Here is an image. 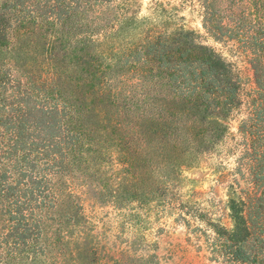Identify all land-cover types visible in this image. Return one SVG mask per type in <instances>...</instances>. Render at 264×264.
Here are the masks:
<instances>
[{"label": "trees", "instance_id": "obj_1", "mask_svg": "<svg viewBox=\"0 0 264 264\" xmlns=\"http://www.w3.org/2000/svg\"><path fill=\"white\" fill-rule=\"evenodd\" d=\"M246 1L255 8L251 21H264L257 0ZM231 8L240 24L247 23L249 15ZM205 10L204 26L214 38L235 36L232 25L218 24L216 13H209L207 5ZM157 25V19L141 15L138 0L2 4L0 55L5 47L6 65L15 69L2 73L0 67V130L6 127L5 134L10 130L12 137L0 135V152L11 144L9 148L18 153L10 160L12 169H4L10 176L9 259L18 258L16 250L29 227L42 232L48 217L56 214L60 170L87 160L89 150L116 148L125 159L128 183L135 188L141 182L142 163L153 162L168 173L162 184L171 185L185 154H200L226 137L227 121L242 105L239 79L212 48L198 43L193 32ZM257 47L264 51V39ZM252 63L257 88L241 132L249 135L246 125L255 121L261 136L257 149L264 154V53ZM6 83L11 90L7 96ZM92 117L106 123L99 138L89 121ZM258 176L263 189L257 202L264 204V174ZM232 203L236 227L232 233L246 238L235 256L250 262L246 245L257 222L263 227L262 208L254 204L258 218L253 219ZM216 231L226 234L222 228Z\"/></svg>", "mask_w": 264, "mask_h": 264}, {"label": "rangeland", "instance_id": "obj_2", "mask_svg": "<svg viewBox=\"0 0 264 264\" xmlns=\"http://www.w3.org/2000/svg\"><path fill=\"white\" fill-rule=\"evenodd\" d=\"M5 1L0 0V8ZM138 1L141 15L157 19L158 29L184 28L193 32L198 43L212 48L232 68L241 84L242 105L227 121L226 137L200 154L191 151L185 154L179 167L181 172L171 176V185L162 184L168 173L158 170L153 162L142 163L138 172L141 182L135 188L128 183L125 159L116 148L107 146L99 153L97 149L89 150L87 160L76 166L73 162L60 170L57 212L48 217L49 224L41 234L29 227L16 250L19 253L16 260L7 256L11 248L7 246L11 241V223L7 222L6 202L10 176L4 169L8 166L12 169L10 160L18 153L6 142L10 146L0 152V255L3 257L0 264H264V206L257 202L263 189L258 175L264 174V154L257 149L261 136L254 127L255 121L246 125L249 135L241 132L256 94L252 59L264 53L257 47L264 39V21H251L255 8L246 4V0ZM255 3L260 7L257 11L264 15L262 0ZM206 5L209 13H216L218 24L232 25L233 38L216 39L206 30ZM233 6H236L234 13L249 15L247 23L240 24L233 16ZM258 30L257 34L252 33ZM5 49L0 55L2 73L15 69L12 64L6 65ZM18 65L25 64L20 61ZM2 79L7 81L5 75ZM4 87L3 94L7 96L11 90L8 83ZM64 89L70 90L67 86ZM89 121L99 138L105 121L99 117ZM5 131L3 127L0 135L12 138L10 130L8 135ZM233 201L245 213H251L253 219L258 218L254 204L262 208L263 227L257 222L250 231L249 243L245 244L250 262H242L235 256L238 247H244L241 243L246 238L232 233L236 230ZM216 228L224 229L226 234H218Z\"/></svg>", "mask_w": 264, "mask_h": 264}]
</instances>
